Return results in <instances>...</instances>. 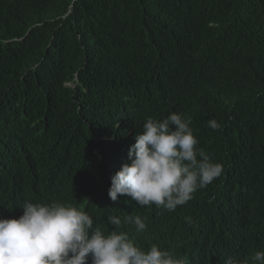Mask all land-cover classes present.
Wrapping results in <instances>:
<instances>
[{"label":"trees","instance_id":"trees-1","mask_svg":"<svg viewBox=\"0 0 264 264\" xmlns=\"http://www.w3.org/2000/svg\"><path fill=\"white\" fill-rule=\"evenodd\" d=\"M162 99L217 121L201 140L223 171L186 205L154 209L150 232L164 213L159 232L180 239L166 250L189 264L264 251V0H0V217L63 155L53 175L79 193L53 185L59 200L105 231L113 110L132 103L140 122Z\"/></svg>","mask_w":264,"mask_h":264},{"label":"clouds","instance_id":"clouds-1","mask_svg":"<svg viewBox=\"0 0 264 264\" xmlns=\"http://www.w3.org/2000/svg\"><path fill=\"white\" fill-rule=\"evenodd\" d=\"M131 105L118 103L113 110L119 145L98 162L101 199L108 202L105 231L93 228V218L82 208L59 200L55 187L79 192L53 175L61 172L60 158H66L53 157L46 180L35 178L29 199L10 217H0V264H189L166 250L180 239L159 232L164 213L157 231L150 232L154 209L175 211L221 175L222 165L201 140L208 138L203 135L207 123L213 130L220 125L191 106L182 110L164 99L149 102L141 121L134 122L126 116ZM67 133L68 147L79 137ZM224 264H264V251L229 256Z\"/></svg>","mask_w":264,"mask_h":264}]
</instances>
